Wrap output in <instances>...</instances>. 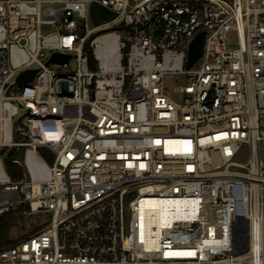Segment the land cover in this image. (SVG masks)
I'll use <instances>...</instances> for the list:
<instances>
[{"label":"built area","instance_id":"built-area-1","mask_svg":"<svg viewBox=\"0 0 264 264\" xmlns=\"http://www.w3.org/2000/svg\"><path fill=\"white\" fill-rule=\"evenodd\" d=\"M20 207L49 220L0 264H264V0H0V218Z\"/></svg>","mask_w":264,"mask_h":264},{"label":"rangeland","instance_id":"rangeland-1","mask_svg":"<svg viewBox=\"0 0 264 264\" xmlns=\"http://www.w3.org/2000/svg\"><path fill=\"white\" fill-rule=\"evenodd\" d=\"M90 27H95L93 24L91 17H90ZM49 68L56 72V73H72L77 70L76 62L72 61L67 67L63 66H55L50 65ZM187 82V79L183 75H176V74H170L165 77V93L167 96L171 97L172 99L180 102L183 100L182 96H175L173 94V89L176 86L185 85ZM41 156L44 158V160L51 164V160L48 158V156L44 153H40ZM18 158L17 156H13V158ZM6 172L8 176L13 180L17 181L21 178V169L16 166H6ZM19 195L16 192L11 193V199L12 200H18ZM17 220L14 222L13 226L10 228L6 239L10 240L11 242L15 243L20 241L26 236H29L36 232L43 224L47 223L49 218L48 216H43L40 214L31 215L30 214H16Z\"/></svg>","mask_w":264,"mask_h":264},{"label":"trees","instance_id":"trees-1","mask_svg":"<svg viewBox=\"0 0 264 264\" xmlns=\"http://www.w3.org/2000/svg\"><path fill=\"white\" fill-rule=\"evenodd\" d=\"M90 17L95 25V27L107 22L108 20L113 18V14L106 9L102 8L101 6L97 4H93L90 8ZM27 207H20L16 214H21L24 211H27ZM16 214H5L0 218V247H5L10 244H13L10 240L6 239V236L10 230V228L13 226L14 222L17 220Z\"/></svg>","mask_w":264,"mask_h":264},{"label":"water","instance_id":"water-1","mask_svg":"<svg viewBox=\"0 0 264 264\" xmlns=\"http://www.w3.org/2000/svg\"><path fill=\"white\" fill-rule=\"evenodd\" d=\"M204 43V33H200L192 42L188 54V64L187 68L190 69L195 62L200 58L202 53ZM70 59V56H63L60 54H55L53 58L51 59L50 63L52 64H63L67 63ZM35 71H27L23 74H21L18 78V85L22 86L24 84L30 83L33 81L35 76Z\"/></svg>","mask_w":264,"mask_h":264},{"label":"bare ground","instance_id":"bare-ground-1","mask_svg":"<svg viewBox=\"0 0 264 264\" xmlns=\"http://www.w3.org/2000/svg\"><path fill=\"white\" fill-rule=\"evenodd\" d=\"M154 205L153 206H157V207H160V208H168V207H171L172 205H169V204H163V205H159V203L157 201L155 202H152ZM178 205V204H177ZM176 205V206H177ZM179 207V206H178Z\"/></svg>","mask_w":264,"mask_h":264}]
</instances>
